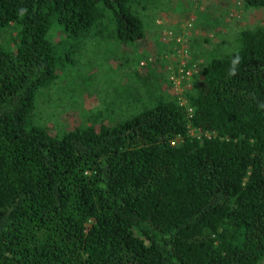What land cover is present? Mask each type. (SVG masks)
<instances>
[{
    "label": "trees",
    "instance_id": "obj_1",
    "mask_svg": "<svg viewBox=\"0 0 264 264\" xmlns=\"http://www.w3.org/2000/svg\"><path fill=\"white\" fill-rule=\"evenodd\" d=\"M148 3L156 6L0 0V264L264 261V25L238 30L231 42L206 36L203 62L160 71L168 80L192 72L179 98L148 88L141 108L119 120L106 115L109 101L105 112L54 133L39 123V92L68 77L87 49L146 38ZM242 4L264 10V0L231 7ZM175 11L183 17V6ZM217 20L205 22L215 36ZM237 54L238 73L229 76ZM140 59L130 60L138 79L157 68ZM169 60L164 51L162 63Z\"/></svg>",
    "mask_w": 264,
    "mask_h": 264
},
{
    "label": "rangeland",
    "instance_id": "obj_2",
    "mask_svg": "<svg viewBox=\"0 0 264 264\" xmlns=\"http://www.w3.org/2000/svg\"><path fill=\"white\" fill-rule=\"evenodd\" d=\"M239 1L242 0H156L155 7L148 3L142 11L144 17L148 16L145 19L146 38L127 48L117 45L111 38L110 41H103L101 45L96 44L87 49L78 68L73 69L68 77L62 72L61 78L54 85L39 92L36 111L41 119L39 123L54 133L67 128L68 124H77L83 119L86 121L91 113L105 112L104 105L109 101L114 103V107L110 112L106 111V115L112 121L119 120L141 108L146 101L148 88L157 94H169L172 99L180 94L181 86L176 83L178 78L172 81L160 77V71L169 75L168 70L164 69L166 66L175 68L180 63L181 68V64L186 66L187 62L192 63L196 57L203 62L206 53L202 39L206 36H214V41L225 39L231 42L238 30L264 25V10L247 11L243 4L233 9L231 5ZM178 6L184 8L183 17L175 11ZM232 11L239 12V17L232 18ZM217 18L215 30L219 36L214 35V29L205 26L207 20L214 21ZM190 20H193L192 27L188 28ZM214 41L210 43L212 49H216ZM174 42L186 45L193 57L186 59L183 53L185 46L179 52ZM235 46L236 42L233 41L224 47L226 52H230ZM164 51L170 63H162ZM124 53L128 54L131 61L135 57L141 58L142 67L146 59L149 62L157 60V68H148L147 76L146 72L142 73L144 70L139 69V74L146 77L138 79L130 60L123 63ZM143 87L146 89L142 90ZM195 132L193 130L192 134Z\"/></svg>",
    "mask_w": 264,
    "mask_h": 264
},
{
    "label": "clouds",
    "instance_id": "obj_3",
    "mask_svg": "<svg viewBox=\"0 0 264 264\" xmlns=\"http://www.w3.org/2000/svg\"><path fill=\"white\" fill-rule=\"evenodd\" d=\"M241 62H242V57L239 54H237L230 62V66L228 70L229 76L237 75L238 68ZM258 107L264 109V103L259 104Z\"/></svg>",
    "mask_w": 264,
    "mask_h": 264
},
{
    "label": "built area",
    "instance_id": "obj_4",
    "mask_svg": "<svg viewBox=\"0 0 264 264\" xmlns=\"http://www.w3.org/2000/svg\"><path fill=\"white\" fill-rule=\"evenodd\" d=\"M183 53L186 55V57L188 56L187 55V52L185 51V50H183ZM187 59V58H186ZM184 63L183 64H181V68H184ZM192 75V72L191 71H188L187 72V76L186 77H183V76H181V77H172L171 79H172V81H175V78H178V80H177V85L178 86H181V82H182V80L183 79H189V77ZM182 90V89H181Z\"/></svg>",
    "mask_w": 264,
    "mask_h": 264
}]
</instances>
